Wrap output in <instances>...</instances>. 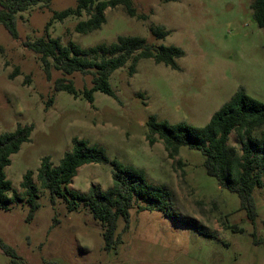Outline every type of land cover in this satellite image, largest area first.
<instances>
[{"label":"rangeland","instance_id":"rangeland-1","mask_svg":"<svg viewBox=\"0 0 264 264\" xmlns=\"http://www.w3.org/2000/svg\"><path fill=\"white\" fill-rule=\"evenodd\" d=\"M130 1L146 20L129 17L118 5L106 9L104 24L87 35L74 31L89 17L85 12L47 26L54 12L74 8L76 0H53L17 14V39L0 25V133L32 126L29 140L10 156L4 172L18 195L23 175L33 172L39 204L29 223L23 200L0 210V239L23 264H264V190L253 192L251 221L238 197L205 174L199 152L182 147L172 160L161 142L150 146L146 141L150 116L203 127L239 87L264 103V29L252 18V0ZM150 27L163 28L166 36L154 38ZM118 36L142 38L152 49L175 46L184 55L175 60L176 70L140 59L130 76L126 63L109 78L116 98L95 92L90 104L82 94L91 86L90 75L65 76L75 97L55 92L54 81L63 74L50 66L48 78L24 44L58 38L64 46L73 42L88 48ZM74 138L102 146L109 161L144 169L150 184L166 185L172 195L169 213L177 220L135 206L127 227L118 220L114 248L104 250L101 223L81 203L72 211L63 199L51 203L36 180L41 159L58 166ZM228 145L239 152L235 133ZM112 173L109 163L84 165L67 188L80 194L92 184L106 190ZM8 263L0 250V264Z\"/></svg>","mask_w":264,"mask_h":264},{"label":"trees","instance_id":"trees-1","mask_svg":"<svg viewBox=\"0 0 264 264\" xmlns=\"http://www.w3.org/2000/svg\"><path fill=\"white\" fill-rule=\"evenodd\" d=\"M53 0H0V25L13 39L18 38L16 15L28 9L48 4ZM177 0H162L163 3ZM123 6L129 17H138L130 0H76L74 8L54 12L51 22L63 21L70 16L80 17L83 12L88 18L78 21L74 31L87 35L100 29L105 22L104 12L116 6ZM252 18L259 29H264V0H252L250 5ZM156 39H163L166 32L161 27H150ZM25 46L35 53L44 72L49 78V68L53 66L63 77L54 81V91H64L75 97L74 84L65 76L81 73L91 76L90 88H83L84 99L92 104L93 94L100 92L116 98L109 78L111 74L130 62L128 73H135V65L140 59H151L156 64H163L171 69H178L175 60L184 52L175 46L149 47L144 39L135 36H118L110 44L94 47H80L68 42L62 45L58 38L38 39L26 42ZM264 103L248 96L243 87L238 90L214 112L203 127H194L184 122L169 124L158 122L154 116L147 121L146 141L152 146L161 142L169 159L179 156L180 148L197 151L203 157L205 174L216 179L218 186L235 194L240 207L253 221L256 216L253 192L264 190ZM31 125L20 126L11 133H0V210L18 201L27 206L25 222L33 220L39 208L37 188L33 182V172L27 171L20 182L21 193L18 195L6 179L5 168L11 164L10 156L19 151L20 146L29 140ZM235 133L240 144L239 152L228 145L229 136ZM107 164L113 168L111 186L102 190L97 185H90L85 194L68 190L77 174V170L89 164ZM40 188L49 193L51 203L56 198L63 199L72 211L79 203L89 211L92 218L101 223L104 250L109 251L116 245V230L121 219L127 227L130 210L136 206L142 211H160L172 220H177L169 213L171 192L166 185H152L148 182L142 168L109 161L105 150L98 144L72 139V148L54 167L48 157L41 159L36 172ZM141 203L143 206L139 205ZM0 250L9 258L8 264H23L15 250L0 239Z\"/></svg>","mask_w":264,"mask_h":264}]
</instances>
